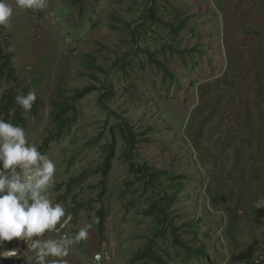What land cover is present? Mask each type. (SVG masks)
<instances>
[{"label":"rangeland","instance_id":"rangeland-1","mask_svg":"<svg viewBox=\"0 0 264 264\" xmlns=\"http://www.w3.org/2000/svg\"><path fill=\"white\" fill-rule=\"evenodd\" d=\"M9 2L0 105L12 90L13 102L0 116L26 124L30 141L55 160L51 196L71 216L64 232L107 212L69 264L98 251L107 264H157L134 260L163 224L148 213L159 194L136 179L131 161L161 171L157 191L176 194L155 242L166 264H246L264 251V208H254L264 198V0H157L155 18L150 0H47L37 10ZM8 54L16 81L1 68ZM87 85L96 90L78 99ZM18 89L37 94L26 114ZM65 98L70 121L52 139ZM119 116L138 141L128 154ZM15 246L26 249L5 245ZM20 255L0 264H26Z\"/></svg>","mask_w":264,"mask_h":264},{"label":"clouds","instance_id":"clouds-1","mask_svg":"<svg viewBox=\"0 0 264 264\" xmlns=\"http://www.w3.org/2000/svg\"><path fill=\"white\" fill-rule=\"evenodd\" d=\"M46 6L47 0H15L21 10ZM13 14V4L0 0V26L8 27ZM36 100L35 90H17L15 103L25 114ZM56 172L55 160L30 141L25 127L0 116V260L24 253L26 264H69L72 248L89 238L96 218L71 234L63 231L71 216L51 196ZM254 208H264V198L256 200ZM14 240L26 249L5 247ZM107 259L99 251L91 261L81 257L83 264H107Z\"/></svg>","mask_w":264,"mask_h":264},{"label":"trees","instance_id":"trees-1","mask_svg":"<svg viewBox=\"0 0 264 264\" xmlns=\"http://www.w3.org/2000/svg\"><path fill=\"white\" fill-rule=\"evenodd\" d=\"M76 2L80 0H74ZM148 11L151 13L152 18L156 17L157 13V0H150L149 6H148ZM131 31L133 34H135L136 29L132 27ZM11 56L8 54L6 56V60L3 62L1 68L7 69L8 72V77L13 79V80H18L17 77L14 75V67L11 66ZM20 84V83H19ZM94 90H96V86L94 85H87L81 89L76 90L75 96L78 99H83L87 94L92 93ZM13 90L11 91V93ZM10 93V98L6 102L4 106L0 105V114L3 113L5 110L7 114H9L10 107L12 106L13 98ZM108 97L112 96L113 93L111 91V88H108L107 94ZM59 104V110H58V115H57V135L56 137L53 136L52 139L54 138H60L62 136L63 130L65 127L68 125L70 118L67 116V110L70 108H73V105L68 101V99H64L63 101L58 102ZM120 119V125L123 130L124 138L128 144L127 147V154L132 150L136 143L138 142L135 133L133 132L132 127L130 126L128 120L125 117L119 116ZM26 129V124L23 125ZM27 130V129H26ZM113 153H114V145H107L106 147L103 148V155H104V161L99 166L103 174H107L109 165L111 164L112 158H113ZM130 160V158H128ZM131 161V160H130ZM131 168L133 173L135 174L136 179L139 180H144L146 187L151 186L154 192H157L159 194L158 200L155 202H152L150 205V210L148 213L158 211L159 215L157 216V224H163V226H159L158 229L156 230L157 233L155 234V238H152L149 240V242L146 244V246L143 249H140L136 255L134 256V260H152L154 262H157V264H166L164 258L157 253V250L155 248V242H156V237L158 238L159 236L163 235L165 233V224L168 222L170 223L171 218L168 212V205L172 204L174 202L176 194H170L168 195L167 192H158L157 190V179L159 177V174H161V171H155L151 170L148 168L146 165L140 167L137 164H134L132 161L130 162ZM104 184V182H103ZM182 186V184H181ZM107 216V212L105 207H102L99 212H98V226L100 228H103L104 222ZM172 227L175 228V225L172 224ZM197 252L200 255H205L204 253V247L201 246L197 250ZM264 256V251L260 252L259 255L252 260H249L246 264H264V261L261 263H257V260H260V258Z\"/></svg>","mask_w":264,"mask_h":264},{"label":"built area","instance_id":"built-area-1","mask_svg":"<svg viewBox=\"0 0 264 264\" xmlns=\"http://www.w3.org/2000/svg\"><path fill=\"white\" fill-rule=\"evenodd\" d=\"M264 261V256H262L261 258H260V260H257V263H261V262H263Z\"/></svg>","mask_w":264,"mask_h":264}]
</instances>
